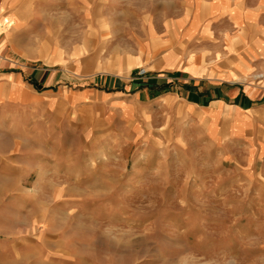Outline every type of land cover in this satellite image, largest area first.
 <instances>
[{"label": "rangeland", "instance_id": "rangeland-1", "mask_svg": "<svg viewBox=\"0 0 264 264\" xmlns=\"http://www.w3.org/2000/svg\"><path fill=\"white\" fill-rule=\"evenodd\" d=\"M197 1L211 0H119L111 16L115 22L110 27L99 22L93 29L65 2L57 15L63 18L59 35L65 37L66 53L57 65L69 75L65 87L110 95L117 90L106 78L125 84L155 78L156 60L140 59L142 49L160 51L159 40L169 39L166 26L193 14L184 2ZM135 4L142 19L135 16ZM46 33L56 39L54 30ZM210 44L220 43L213 38ZM50 48L47 57L55 53ZM222 52L228 57L232 49L223 46ZM165 59L173 68L174 56ZM207 63L214 66L210 59ZM187 65L191 75L201 71ZM259 75L248 81H262ZM99 105L95 98L78 111L72 104L61 113L60 107L52 109L50 132L69 143L52 150L40 145L38 159L20 161L23 171L8 168L10 177H0V250L71 246L94 263L109 255L126 264H264V164L228 161L222 148L203 140L176 143L175 125L188 123L181 113L175 119L165 114L163 121V113L156 112L150 120L127 123ZM132 125L148 132L151 143L133 140L127 134Z\"/></svg>", "mask_w": 264, "mask_h": 264}, {"label": "crops", "instance_id": "crops-1", "mask_svg": "<svg viewBox=\"0 0 264 264\" xmlns=\"http://www.w3.org/2000/svg\"><path fill=\"white\" fill-rule=\"evenodd\" d=\"M101 1L98 4L96 0H0V23L4 26L0 33V177H10L8 168L21 170L20 161L38 159L40 145H49L48 150H52L53 146L69 143L66 136L50 132L54 124L48 115L52 109L60 107L61 113L63 107L67 109L72 104V109L78 111L87 99L95 98L100 109L111 113L115 110L112 116L119 115L127 123L150 120L156 112L163 113V121L175 119L174 114L181 113L188 123L175 125L176 143H183V138L191 142L203 140L210 147L222 148L228 161L264 164V75L257 74L264 71V0H256L252 6L248 0H209L208 5L184 2L192 7L193 14L185 13L169 22L164 29L169 39L157 41L160 51L144 47L139 56L155 59L158 75L146 81L135 78L128 84L106 78L105 84L117 91L97 96L96 91L74 92L65 87L69 75L60 67L61 63L57 65L65 60L66 53L65 37L59 35L63 18L57 15L67 2L84 26L93 29L101 23L110 27L115 22L111 16L119 0ZM134 9L141 7L135 4ZM140 11L135 16L142 19ZM53 30L56 39L46 33ZM146 33L155 35L149 28ZM227 36L231 42L225 44ZM213 38L218 39L219 46H211ZM137 40L144 41L139 36ZM223 46L232 49L228 57L223 56ZM50 47L51 51L56 50L47 57ZM172 55L175 61L170 68L165 58ZM207 59L214 66L207 67ZM39 62L42 64L38 65ZM188 62L201 71L192 75L186 72ZM245 73L250 78L259 75L262 81L235 82L234 75ZM127 134L133 140L151 143V135L141 133L137 126L132 125ZM8 162H13V166ZM2 163H6L4 168ZM76 250L71 246H49L31 252L0 250V264H126L125 259H111L109 255L94 263Z\"/></svg>", "mask_w": 264, "mask_h": 264}, {"label": "bare ground", "instance_id": "bare-ground-1", "mask_svg": "<svg viewBox=\"0 0 264 264\" xmlns=\"http://www.w3.org/2000/svg\"><path fill=\"white\" fill-rule=\"evenodd\" d=\"M2 27H4V26H2L1 25V23H0V33L3 31V29H2ZM234 78V80H235V82H241V83H244V84H246V83H249V81H248V79L250 78V75L248 74H246L245 73V75L244 76H242V75H240V76H233ZM261 76H258L257 78H260ZM263 77V76H262Z\"/></svg>", "mask_w": 264, "mask_h": 264}, {"label": "built area", "instance_id": "built-area-1", "mask_svg": "<svg viewBox=\"0 0 264 264\" xmlns=\"http://www.w3.org/2000/svg\"><path fill=\"white\" fill-rule=\"evenodd\" d=\"M146 74H147V71L144 70V71H141V72L139 73V76H140V77H144V75H146Z\"/></svg>", "mask_w": 264, "mask_h": 264}]
</instances>
